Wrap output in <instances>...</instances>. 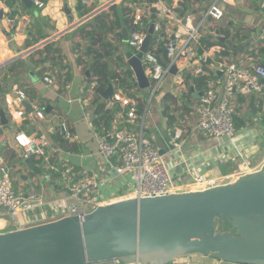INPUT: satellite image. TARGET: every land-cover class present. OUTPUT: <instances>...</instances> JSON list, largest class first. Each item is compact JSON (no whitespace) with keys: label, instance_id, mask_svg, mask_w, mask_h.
Listing matches in <instances>:
<instances>
[{"label":"crops","instance_id":"1","mask_svg":"<svg viewBox=\"0 0 264 264\" xmlns=\"http://www.w3.org/2000/svg\"><path fill=\"white\" fill-rule=\"evenodd\" d=\"M10 1L11 4L7 2V8L13 15L25 14L31 21V27L27 34H16L6 29L4 19L0 20V64L23 60L29 66V58H16L47 40H51L50 44L52 43L53 48L60 53V60L56 61L55 66L51 61L42 63L37 68L29 66V73L23 78L22 84L13 81V85L6 88L8 81H0V97L18 86L27 93L30 99L27 104L30 108L31 103L37 101L45 108L47 114L43 121L35 119L32 109L29 111L26 107L28 115L24 120L18 119L20 125L12 121L9 125L11 130L20 127L30 136H46L50 149L44 160L32 159L28 162L15 149L9 147L7 136L0 134V154L11 168L15 190L25 199L35 198L34 208L21 212L19 216V222L27 228L33 226L27 223L32 219H43L42 224L64 217L67 207L73 204L70 191L61 176L63 168L67 165L72 167L79 177L97 176L105 179L106 184L101 188L104 201L124 198L136 184L130 174L118 176L114 165L99 155V140L103 137L109 138L115 126L112 123L105 131H99L95 126V120L103 109L98 110V103H93L94 82L89 75L93 57L86 55L85 48L89 43L80 34V29L91 24L96 26L97 34L100 35L99 22H106L107 15L110 19L114 18L116 14L111 7L116 5L122 8L127 0H96L91 11L84 10L80 0H47L43 8L37 7L34 0ZM166 1L170 5L174 3L173 0ZM214 1L194 0L193 5L187 4L186 12L192 11L196 21L201 20ZM7 8L0 6L3 17ZM102 8L104 9L99 14L91 17L93 12ZM223 8L224 18L215 28L205 24L202 32L203 35H209L212 42L224 45L217 44L207 51L216 60L227 59L240 64H247L253 56H258L264 65V0H227ZM118 15L122 33L129 24L125 22V12ZM91 27L87 30L93 29ZM117 34L115 30L107 36L112 37L107 41L113 45L114 59L129 52L128 49L121 50L120 46H124V41L121 44ZM77 39H81L82 43ZM52 56L53 54H50L47 58ZM33 58L35 61L39 60L40 53H36ZM124 61L126 62V58ZM46 76L53 79L52 84L45 82ZM181 87L182 90L177 95L170 92L161 94L152 107L148 106L145 119V134L153 139L163 161L172 169L176 179L188 181L197 175L218 179L235 175L240 172V168H246L240 176L262 170L264 91L262 94L237 96L234 102L237 110V135L233 141L228 138L217 141L205 137L198 126L199 99L194 96L190 98L189 95L193 91H202L195 90L192 80H186ZM105 101L110 102V99ZM184 107L192 111H186ZM107 108V111H112ZM143 108H146L144 102ZM0 109H3L1 102ZM182 114L189 116L188 124H182ZM64 118L73 127L74 138L69 141L61 139L57 133V127ZM179 128H182L183 136L182 140L177 141L181 146L177 147L174 145V135ZM0 221V227H8L10 224L5 220ZM12 223L15 221L12 220ZM182 259L185 261H179ZM181 262L229 264L210 256H190L175 261L179 264H182Z\"/></svg>","mask_w":264,"mask_h":264},{"label":"built area","instance_id":"2","mask_svg":"<svg viewBox=\"0 0 264 264\" xmlns=\"http://www.w3.org/2000/svg\"><path fill=\"white\" fill-rule=\"evenodd\" d=\"M8 1L0 0V6L7 8ZM46 1L34 0V3L37 7L43 8ZM173 1L172 5L168 4L166 0H156L153 4L147 2L126 3L127 11L125 14L129 20L128 28L131 32L129 40L124 46L127 45L128 51L134 55L140 53L153 22L152 10H155L153 38L148 52L144 54L142 59L143 68L150 83L151 95L157 93L165 77L171 74V69L174 67L177 68L174 75L177 87L184 85L188 74L196 78H204L205 87L201 92L197 107L200 120L199 129L208 139L220 141L228 138L233 141L237 135V110L234 102L237 96L263 93L264 65L258 56H253L247 64H240L227 59L216 60L207 50L199 54V51L204 48L202 31L205 24L212 28L216 27V24L224 18L223 4L227 0H215L208 7L201 20L198 21H196L192 11L186 12L187 4L192 3L193 5L194 0ZM95 2L96 0H80L84 10H92ZM103 9L93 12L91 17L99 14ZM3 19L6 29L16 34H27L31 27V21L25 14L13 15L8 8ZM50 42L51 40H47L28 49L22 54L23 57L28 58L35 55L36 52L44 50ZM166 58L168 61L165 62ZM14 62L0 64V81L4 80L3 74L5 73L3 70ZM134 78L137 81L135 74ZM91 79L94 82L92 94L95 96L97 78ZM44 80L46 83H53V79L49 76H46ZM117 82H113L114 95L110 99L107 109L114 110L116 106H119L121 110L117 111L115 115L113 122L115 128L110 137H103L99 140L98 152L103 159L114 165V171L118 176L124 177L130 174L136 184L124 198L104 201L101 188L106 184L105 179L97 176L79 177L73 168L67 165L63 168L61 176L70 191L73 204L67 207L64 217L78 216L83 220L85 215L97 207L116 201L206 191L232 183L241 177L242 171H245L246 168H240V172L235 175L218 179L208 178L205 175L194 176L188 181L176 179L172 169L163 161L161 152L153 139L145 134V119L152 97L149 101L140 95L131 98L127 96L124 88L117 85ZM0 101L4 104L3 109L6 112L9 125L11 121L20 125L18 119L24 120L28 115L25 103L29 102L30 99L22 88L13 87L0 97ZM143 102L146 104V108H143ZM31 109L35 119L45 120V108L41 103L34 101L31 103ZM189 122V116L184 115L182 124L185 125ZM2 130L4 127L0 119V134H2ZM11 133L17 147L23 150V159L44 160L47 158L50 143L46 136H30L20 127L11 130ZM57 133L64 140L69 141L74 138L73 127L66 118L58 125ZM182 136V128L177 129L174 135L175 146H181L177 141L182 140ZM34 203V197L25 199L15 190L11 168L0 154V220L10 223L8 227H0V233L24 229L25 227L19 222V216L23 211L32 210ZM12 220L15 221L14 224ZM42 220L32 219L27 223L35 226L40 225Z\"/></svg>","mask_w":264,"mask_h":264},{"label":"water","instance_id":"3","mask_svg":"<svg viewBox=\"0 0 264 264\" xmlns=\"http://www.w3.org/2000/svg\"><path fill=\"white\" fill-rule=\"evenodd\" d=\"M155 12L140 53L125 55L140 90L150 88L142 59L153 38ZM130 32L122 30L124 45ZM113 95L111 84L101 96L109 100ZM193 96L199 99L201 93L193 91ZM0 119L9 147L23 156L4 109ZM190 256L264 264V168L206 191L120 200L97 207L83 220L65 216L0 233V264H172Z\"/></svg>","mask_w":264,"mask_h":264},{"label":"trees","instance_id":"4","mask_svg":"<svg viewBox=\"0 0 264 264\" xmlns=\"http://www.w3.org/2000/svg\"><path fill=\"white\" fill-rule=\"evenodd\" d=\"M155 1L156 0H127L126 2L127 3L147 2L149 4H153ZM8 3L11 4V1L9 0ZM111 10H113L116 15L114 16V18L111 19L107 15L106 22L103 21L99 22L101 24L99 27L101 30L100 35L97 34V28L95 25L89 24L83 27L82 29H80L81 36H84L89 43V46L85 48V53L86 55L88 56L91 55V57H93L92 63H90L89 75L92 78L93 77L97 78L96 81L97 85L95 87L96 95L93 103H98V110L103 109L101 111V114H99L97 119L95 120V126L99 131L100 130L105 131L106 128H110L111 124L115 120V115L117 111L121 110L119 106H116L114 110L107 111L106 108L107 105H109V102L103 100L101 96L102 93L106 91L111 84H113V82L115 83V81H118L117 85L124 88L127 96L131 98L138 97L140 91V89L135 85L136 81L134 78V72L131 70L127 62L124 61L125 54L118 56L116 59H114V55H112L114 51L113 45L111 44V42L107 41V36L110 33H114V31L117 30L118 39L121 44L123 43V35L120 31L121 22L118 14L122 12L123 13L126 12L127 9L125 6L121 8L114 5L111 7ZM125 22L129 24L128 19H126ZM96 23H98V21ZM90 26H92L93 29L87 30V28ZM202 44L204 48L199 51V54H202L204 50H208L217 44H220L222 46L224 45L223 43L220 42L219 43L212 42L210 40L209 35H203ZM36 53H40V59L35 61L33 58L34 55L28 57L30 60L29 66L37 68L38 65H41L42 63H46L48 61H51V63L55 66L57 65L56 61L60 60V53L56 51L51 44L47 45L43 51L41 50ZM43 54L46 55L44 56ZM50 54H53L52 58H47V56ZM166 61H168L167 58L165 59V62ZM29 66L23 60H20L18 62H15L14 64L9 65L7 69L9 70L10 75L11 76L13 75L11 81H14V83L17 84H22L23 78H25L29 73L30 70ZM186 80L187 82L192 80L195 90L197 91L204 90L205 87L204 78L202 77L196 78L188 75ZM12 85L13 83L8 81L6 84V88L11 87ZM189 96L190 98H192L193 93L190 92ZM184 109L189 112L192 111L190 108L187 107H184ZM172 264H179V263H175L174 261Z\"/></svg>","mask_w":264,"mask_h":264},{"label":"rangeland","instance_id":"5","mask_svg":"<svg viewBox=\"0 0 264 264\" xmlns=\"http://www.w3.org/2000/svg\"><path fill=\"white\" fill-rule=\"evenodd\" d=\"M87 10H91V9H87ZM110 13V12H109ZM107 39H112V37H109V38H107ZM77 41H79V42H81L82 40L81 39H77ZM75 43V46H77V43L76 42H74ZM82 43V42H81ZM52 44V43H51ZM120 48H121V50H125V49H128V47H127V45L126 46H123V45H121L120 46ZM3 72L5 73V74H3L4 75V80L2 81V83L4 82V81H10L11 83L13 82V81H11L12 80V78H13V75L11 76L10 75V73H9V70L8 69H5V70H3ZM5 83V82H4ZM181 90H182V87H176V84H175V76L174 75H172V74H169V75H167L166 77H165V79H164V81H163V83L161 84V86H160V88H159V90L157 91V93L156 94H154L153 96L151 95V90H149V89H147V90H140L139 91V95L140 96H142L143 98H145L147 101H149V99H150V97H152L151 98V102L149 103V106L151 105V107L153 106L152 104L154 103L155 104V102H156V100L158 99V97L161 95V94H167V93H173V94H178L179 92H181ZM1 103H2V101H0ZM172 104H174V103H172ZM3 107H4V104H3ZM178 109V108H177ZM182 115H185V114H182ZM46 116H47V114H46ZM147 118V117H146ZM179 261H185V259H182V260H179ZM187 261V260H186ZM182 264L183 263H186V262H181Z\"/></svg>","mask_w":264,"mask_h":264},{"label":"bare ground","instance_id":"6","mask_svg":"<svg viewBox=\"0 0 264 264\" xmlns=\"http://www.w3.org/2000/svg\"><path fill=\"white\" fill-rule=\"evenodd\" d=\"M2 222L0 221V224H1Z\"/></svg>","mask_w":264,"mask_h":264}]
</instances>
